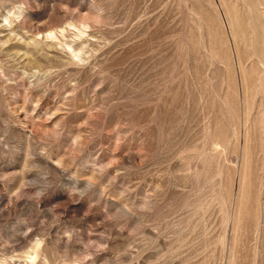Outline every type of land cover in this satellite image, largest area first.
I'll return each instance as SVG.
<instances>
[{"label":"rangeland","instance_id":"1","mask_svg":"<svg viewBox=\"0 0 264 264\" xmlns=\"http://www.w3.org/2000/svg\"><path fill=\"white\" fill-rule=\"evenodd\" d=\"M0 264H264V0H0Z\"/></svg>","mask_w":264,"mask_h":264}]
</instances>
